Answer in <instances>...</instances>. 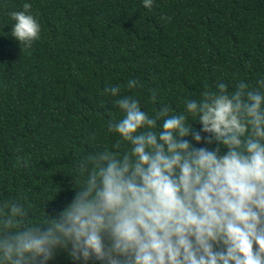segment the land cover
Returning a JSON list of instances; mask_svg holds the SVG:
<instances>
[{
  "label": "clouds",
  "instance_id": "clouds-1",
  "mask_svg": "<svg viewBox=\"0 0 264 264\" xmlns=\"http://www.w3.org/2000/svg\"><path fill=\"white\" fill-rule=\"evenodd\" d=\"M31 8L9 13L24 47L40 37ZM103 91L120 110L107 123L115 143L84 157L58 214L30 221L19 199L0 200V264H48L58 251L73 264H264V76L205 86L178 111L155 89L151 113L119 84Z\"/></svg>",
  "mask_w": 264,
  "mask_h": 264
},
{
  "label": "trees",
  "instance_id": "trees-1",
  "mask_svg": "<svg viewBox=\"0 0 264 264\" xmlns=\"http://www.w3.org/2000/svg\"><path fill=\"white\" fill-rule=\"evenodd\" d=\"M24 2L0 0V200L19 199L30 221L62 211L84 157L115 143L106 86L151 113L150 89L178 111L205 86L264 76V0H29L30 47L9 32ZM129 78L140 87L124 88ZM48 264L73 262L58 251Z\"/></svg>",
  "mask_w": 264,
  "mask_h": 264
}]
</instances>
